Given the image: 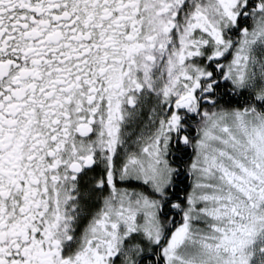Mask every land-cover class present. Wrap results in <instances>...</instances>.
<instances>
[{"label":"snow or ice","instance_id":"6c2138e0","mask_svg":"<svg viewBox=\"0 0 264 264\" xmlns=\"http://www.w3.org/2000/svg\"><path fill=\"white\" fill-rule=\"evenodd\" d=\"M0 264H264V0H0Z\"/></svg>","mask_w":264,"mask_h":264}]
</instances>
